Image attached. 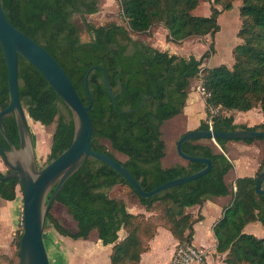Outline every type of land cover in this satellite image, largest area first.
<instances>
[{"label": "trees", "instance_id": "16d2710c", "mask_svg": "<svg viewBox=\"0 0 264 264\" xmlns=\"http://www.w3.org/2000/svg\"><path fill=\"white\" fill-rule=\"evenodd\" d=\"M241 1L239 10L241 43L233 50L234 65L203 67L214 52V41L220 32L219 18ZM201 2H211V15H194ZM125 26L116 23L95 27L86 17L99 12L100 0H3L6 16L18 30L43 46L61 65L84 105H89L85 77L91 67L105 70L115 96L113 103L102 72L93 70L89 87L93 106L89 111L94 151L115 158L102 144L126 156L122 163L137 179L145 192L168 181L192 175L204 164H185L164 168L166 145L163 125L181 115L186 106L193 80L199 81L207 97V120L199 130L215 132H264V122L254 127L234 124L232 111L249 112L260 108L264 116V0H118ZM220 6L222 9H218ZM83 20L88 40L74 17ZM163 26L172 42L188 37L210 36V49L200 58L182 57L159 51L149 44L135 41L133 34H143ZM19 94L30 119L49 127L56 122L48 164L66 151L74 137L71 110L59 98L42 74L19 57ZM10 101L8 71L0 47V108ZM218 109L217 114L212 110ZM7 135L18 142L14 116L4 121ZM262 138L246 140L252 143ZM210 142V143H206ZM200 139L184 144L189 156L208 158L210 172L200 179L144 199L109 166L94 159L74 174L59 192L54 203L62 204L76 222V231L67 229L49 211L45 230L51 225L56 232L71 240H88L97 232L104 246L112 245L111 264H140L149 243L159 228H165L178 241V246L192 245L194 225L201 216L187 213L188 208L203 206L214 198L232 195V203L215 226L217 252L225 254L224 264H264V239L244 232L248 224L259 222L264 227V195L255 193L256 178L239 179L236 192L226 182L233 164L225 154L229 140ZM47 164V165H48ZM2 177L3 175L0 173ZM19 180L0 181V199L17 198ZM116 186L125 187L146 210L143 214L128 212L123 200L110 196ZM126 237L120 240V233ZM23 233V224L22 230ZM18 258L20 264V240Z\"/></svg>", "mask_w": 264, "mask_h": 264}, {"label": "water", "instance_id": "95a60500", "mask_svg": "<svg viewBox=\"0 0 264 264\" xmlns=\"http://www.w3.org/2000/svg\"><path fill=\"white\" fill-rule=\"evenodd\" d=\"M0 47L7 66L10 95L8 107L0 112V129L3 137L10 144V150L6 151L0 147V155L11 170L5 177L0 176V181L15 178L21 183L23 233L20 240V264H51L44 240L49 211L65 183L85 165L88 159L91 158L109 166L124 178L142 198L149 199L177 186L200 179L210 172L211 161L208 158L187 155L183 151L185 143L200 139L214 142L217 139L246 141L262 138L264 140V132L256 131L196 130L189 132L178 140L177 154L182 160L204 164L205 168L145 192L137 179L120 161L107 154L96 152L91 147L93 126L89 111L93 106V100L89 87V75L93 70H101L107 91L113 103L115 102L105 70L101 67H91L87 72L85 86L89 105H84L70 78L57 60L43 46L10 23L5 13L3 0H0ZM19 57L25 59L42 74L73 115L74 137L71 146L42 169L37 167L28 115L21 104ZM11 113H14L17 122L20 138L19 149H16L8 139L3 126V118ZM263 183L264 164L256 177L255 193L258 196L264 195Z\"/></svg>", "mask_w": 264, "mask_h": 264}, {"label": "rangeland", "instance_id": "374dc122", "mask_svg": "<svg viewBox=\"0 0 264 264\" xmlns=\"http://www.w3.org/2000/svg\"><path fill=\"white\" fill-rule=\"evenodd\" d=\"M212 1V0H211ZM242 5L241 1L234 3V7L225 11L219 18L220 32L216 35L215 41L212 40L210 36L206 37H188L183 41L170 43L167 40V35L161 33L157 35L160 31H163V27H155L143 34H133L132 37L135 41L143 42L149 44L160 51H166L169 53H176L182 57L194 56L200 59L209 49L211 43L214 41V52L210 54V58L206 60L203 67H214L219 65H226L232 68L235 61L233 57L234 48L241 43L240 38H238V32L241 28V20L239 15V10ZM211 2H201L199 7L194 11V15L209 17L211 15ZM218 9H222L217 6ZM87 22L95 27L104 26L111 23H116L118 25L125 26L126 22L122 19L121 9L118 0H100L99 12L86 17ZM74 22L82 27V38L88 40V36L84 31V24L81 22V18L76 16ZM170 32L167 31V34ZM170 43V44H168ZM199 81L193 80L191 82V87L193 90L200 95V97L205 101L204 96L198 91ZM191 88V89H192ZM190 91V88H189ZM230 113H225L228 116ZM245 114V113H243ZM235 116V115H234ZM235 118V117H234ZM28 121L30 128L34 135V145L36 148V161L39 169L44 168L48 164L49 155L51 152V145L53 134L56 128V122L49 127L42 126L40 123L34 122L28 116ZM168 142L166 157L162 159L163 167L166 168L167 165H179L185 164L177 154L176 143ZM210 143V142H206ZM102 144L106 149L121 163L127 161V157L114 151L110 143L107 140H103ZM218 150L220 148L213 142ZM0 172L6 174L8 168L3 164L0 158ZM110 196L117 199H124L131 210H134L135 206H139L143 210L138 202L129 194V190L125 187L116 186L110 191ZM51 214L54 218L58 219L61 224H63L67 229L71 231H76V222L68 214L66 208L56 202L51 207ZM23 224V192L21 186L17 187V198L15 201L8 203L7 201L0 199V264H18V239L19 234L22 233ZM52 226L48 225L47 229L44 231V240L46 249L50 258L51 264H70L72 260L70 259V246L64 244L60 241L58 235H54L56 240L52 236ZM259 237V236H258ZM96 238L95 234L91 236L90 239L94 240ZM75 243L74 241H71ZM82 250V248H80ZM98 249L99 255L103 253ZM206 264V263H205Z\"/></svg>", "mask_w": 264, "mask_h": 264}, {"label": "crops", "instance_id": "0c3cea01", "mask_svg": "<svg viewBox=\"0 0 264 264\" xmlns=\"http://www.w3.org/2000/svg\"><path fill=\"white\" fill-rule=\"evenodd\" d=\"M163 28V31L159 30L157 35L164 33L167 35V40H169L167 34L168 30L165 27ZM169 42L173 43L170 40ZM170 54L177 55L176 53ZM191 88L192 87L190 86L188 99L183 113L167 121L162 127V139L165 142L166 151L169 146L168 142L173 143V141L175 142V140H177V143L183 135L199 130L202 122L207 120L206 102L193 90V88ZM243 113L244 112L232 111L227 117L233 116V118L235 117L234 124L247 127H254L264 122V116L260 108L253 109L245 114ZM225 152L230 162L233 164L232 170L226 176V182L232 185L233 193H235L237 189V180L245 178L253 179L258 176L264 164V141L255 140L252 143L230 141L226 144ZM170 167H172V165L166 166V168ZM232 198V195L214 198L207 201L201 207L195 206L186 210L187 213L194 215L195 218L198 216L202 217V220L194 225L192 245L206 252V264H224L225 254L217 252L218 242L215 237L214 229L224 217L226 209L232 203ZM119 200H123L126 203L129 213H146V210L144 208L143 210L140 209L139 206H135V209L131 210L124 199ZM244 232L254 235L257 238L264 239V227L259 222L248 224L245 227ZM93 234L96 236L94 240L90 239ZM54 235L58 234L53 228L52 236L54 237ZM125 237L126 233L124 231L121 232L120 240ZM59 238L62 243L70 246V251L68 252L70 253V259L72 260L70 264H111L110 256L113 246H104L99 240L97 232H93L88 240H71L63 236H59ZM54 239L56 240V237H54ZM70 240L75 243L70 242ZM177 245L178 241L168 230L165 228H159L156 237L149 243V250L142 255L140 264H172ZM80 248H82V250ZM98 249L100 251L104 249L102 255H99Z\"/></svg>", "mask_w": 264, "mask_h": 264}, {"label": "built area", "instance_id": "2783aa9c", "mask_svg": "<svg viewBox=\"0 0 264 264\" xmlns=\"http://www.w3.org/2000/svg\"><path fill=\"white\" fill-rule=\"evenodd\" d=\"M198 91L204 96V99L207 97L205 89L202 85L198 86ZM213 114L218 113V109L212 110ZM209 130H213L212 121H209ZM206 263V252L200 248H197L194 245H181L177 247L175 252L172 264H205Z\"/></svg>", "mask_w": 264, "mask_h": 264}, {"label": "flooded vegetation", "instance_id": "af4514ba", "mask_svg": "<svg viewBox=\"0 0 264 264\" xmlns=\"http://www.w3.org/2000/svg\"><path fill=\"white\" fill-rule=\"evenodd\" d=\"M74 18H75V17H74ZM80 18H81V17H80ZM81 22H82V20H81ZM21 104H22V103H21ZM22 107H23V105H22ZM5 109H6V108H5ZM23 109H24V107H23ZM2 110H4V109H1V108H0V112H1ZM24 111L26 112L25 109H24ZM26 114H27V112H26ZM27 115H28V114H27ZM10 116H14V118H15L14 113H11L10 115L4 117V118H3V126H4V121H5V119H6L7 117H10ZM15 120H16V118H15ZM28 123H29V121H28ZM16 125H17V122H16ZM29 127H30V124H29ZM4 130H5V127H4ZM17 130H18V127H17ZM30 131H31L32 138H33V144H35V143H34V135H33V132H32V130H31V128H30ZM5 133H6V131H5ZM6 135H7V133H6ZM7 137H8V139L11 141V143L15 146V148H16V149H19V147H20V138L18 139V142H17L15 139L10 138L8 135H7ZM18 137H19V132H18ZM0 147L3 148V149L6 150V151H9V150H10V144H9L8 141L3 137L2 132H1V129H0ZM34 152H36L35 145H34ZM0 158H1L2 162H3V164L7 167V165L5 164V162H4V160H3V158H2L1 155H0ZM35 158H36V153H35ZM36 163H37V161H36ZM37 167H38V165H37ZM7 168H8V167H7ZM38 169H39V168H38ZM10 172H11V170L8 168V172H7L5 175H8ZM0 173H1V172H0ZM1 174H2V173H1ZM3 175H4V174H3ZM0 176H1V175H0Z\"/></svg>", "mask_w": 264, "mask_h": 264}]
</instances>
